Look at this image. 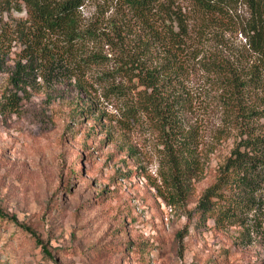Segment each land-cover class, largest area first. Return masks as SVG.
Listing matches in <instances>:
<instances>
[{"label":"trees","instance_id":"16d2710c","mask_svg":"<svg viewBox=\"0 0 264 264\" xmlns=\"http://www.w3.org/2000/svg\"><path fill=\"white\" fill-rule=\"evenodd\" d=\"M189 1L193 12L181 0H0L1 57L6 46L18 49L15 92L0 110L18 111L25 97L16 90L39 92L42 84L78 121L100 113V123V99L116 102L124 130L147 122L159 132L163 184L177 204L199 172L204 142L205 130L190 119L209 117L215 105L236 145L197 213L203 224L243 225L264 212V0H244L247 17L228 15L237 0ZM91 2L101 9L86 15ZM110 6L108 15L102 9ZM14 10L27 17L4 21Z\"/></svg>","mask_w":264,"mask_h":264},{"label":"rangeland","instance_id":"374dc122","mask_svg":"<svg viewBox=\"0 0 264 264\" xmlns=\"http://www.w3.org/2000/svg\"><path fill=\"white\" fill-rule=\"evenodd\" d=\"M181 2L193 9L189 0ZM100 4H88L86 15ZM113 8L102 10L111 15ZM12 14L4 21L27 17ZM228 15L250 11L237 0ZM230 39L244 43L241 36ZM5 48L0 105L15 92L10 80L18 59L17 48ZM45 88L16 90L25 97L18 111L0 110V214L7 217H0V264H264V212L227 227L212 219L203 224L197 213L236 145L220 109L214 105L205 120L190 119L205 130L199 172L171 204L163 184L165 153L150 123L124 130L117 103L101 97L105 118L96 123L98 113L78 121L68 102L47 98Z\"/></svg>","mask_w":264,"mask_h":264}]
</instances>
